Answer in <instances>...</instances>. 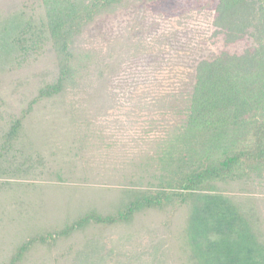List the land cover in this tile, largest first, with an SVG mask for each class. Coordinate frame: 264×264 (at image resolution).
<instances>
[{
  "label": "trees",
  "instance_id": "16d2710c",
  "mask_svg": "<svg viewBox=\"0 0 264 264\" xmlns=\"http://www.w3.org/2000/svg\"><path fill=\"white\" fill-rule=\"evenodd\" d=\"M147 1L0 0V264H128L159 228L152 264H264V0H217L249 46L132 92L129 139L107 140V74L152 48L129 27L105 53L89 31Z\"/></svg>",
  "mask_w": 264,
  "mask_h": 264
},
{
  "label": "rangeland",
  "instance_id": "374dc122",
  "mask_svg": "<svg viewBox=\"0 0 264 264\" xmlns=\"http://www.w3.org/2000/svg\"><path fill=\"white\" fill-rule=\"evenodd\" d=\"M216 2L217 0H151L138 7L118 9L92 26L89 31L92 44L105 49V53L119 51L114 43L117 38L126 35L129 27H133L132 36L141 37L152 48L140 58L124 59L126 55L121 54L120 60L124 59L121 65L113 73L107 74L110 79L104 89L105 92L107 89L110 99L108 97L105 100L113 102L114 107L96 120L98 125L104 126V138L119 139L120 142L129 139L127 133H132V129L123 112L132 92L139 93L141 87H153L152 84L155 83L163 84L162 88L176 87L198 60L211 58L222 51L240 52L249 46L250 42L246 38L235 42L225 40L223 33L214 25ZM135 24L137 25L134 26ZM133 87L137 88L133 90ZM20 91L21 88H16L15 94L8 97V102H17L21 96ZM122 125L126 128L123 129ZM257 186H264V181ZM161 236L164 233L160 228L142 235V247L137 246L136 249L143 251L138 260L128 264H152L158 246H163ZM106 244L108 245L107 240ZM130 249L131 246L125 245L122 253ZM163 256L161 251L158 257L162 259ZM93 259L96 260L97 256L94 255ZM64 261V264H72L69 260ZM84 261L79 259L73 264H82Z\"/></svg>",
  "mask_w": 264,
  "mask_h": 264
}]
</instances>
